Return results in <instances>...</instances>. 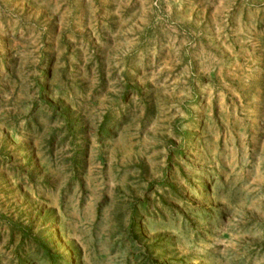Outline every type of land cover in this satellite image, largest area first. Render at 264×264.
Instances as JSON below:
<instances>
[{
    "label": "rangeland",
    "instance_id": "1",
    "mask_svg": "<svg viewBox=\"0 0 264 264\" xmlns=\"http://www.w3.org/2000/svg\"><path fill=\"white\" fill-rule=\"evenodd\" d=\"M0 264H264V0H0Z\"/></svg>",
    "mask_w": 264,
    "mask_h": 264
}]
</instances>
